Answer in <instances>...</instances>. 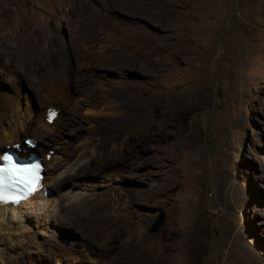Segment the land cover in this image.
I'll list each match as a JSON object with an SVG mask.
<instances>
[{
	"label": "rangeland",
	"instance_id": "374dc122",
	"mask_svg": "<svg viewBox=\"0 0 264 264\" xmlns=\"http://www.w3.org/2000/svg\"><path fill=\"white\" fill-rule=\"evenodd\" d=\"M4 1L76 58L27 68L0 27V111L23 128L53 106L60 135L17 140L60 164L54 215L0 234V264H264V0H85L97 22L109 8L100 31L51 20L55 0Z\"/></svg>",
	"mask_w": 264,
	"mask_h": 264
},
{
	"label": "bare ground",
	"instance_id": "6f19581e",
	"mask_svg": "<svg viewBox=\"0 0 264 264\" xmlns=\"http://www.w3.org/2000/svg\"><path fill=\"white\" fill-rule=\"evenodd\" d=\"M90 1L94 2L96 0H90ZM113 1H116V0H113ZM54 6L56 8V12L50 13L51 20L53 16H56V14L60 17L62 21H67V20L71 21V19L73 18L74 22L79 25V28L81 29V31L82 30L86 31L87 27L91 23L94 25H97L96 31H100L97 29H100V28L103 29V27L107 25L108 19L110 18L108 16L109 8H107V6L105 7L101 5L100 6L101 9L99 8L101 12V15L99 16L100 22L95 21V18H93L94 17L93 13L89 11L85 6V0H65V2H63L62 0H55ZM8 7H9V2L0 0V27L2 25L4 26L10 25L7 28L8 30L6 31H8L10 35H12L14 32V38L17 41L16 45H17V55L19 57L18 61L20 63L27 65L26 66L27 68H34V67L43 68L44 66H47L51 63L55 64L57 67H60L63 63L67 62V59L69 56L73 58L76 56L75 55L76 52L75 53L71 52V46L68 43H65L63 39L57 36V34L50 33L46 29H43V30L39 29V26L35 22L27 20L22 25H20V24L15 23L12 15H10V18L8 17L6 18L5 16L3 17V14L5 13V11L7 9L10 10V7L9 8ZM114 22H116V20H114ZM13 25H16V27L13 28ZM92 31H93V28H90V32ZM97 33L98 32H96V35ZM80 35L81 34H79V36ZM83 35L85 36V34ZM77 41H78V38H77ZM90 94L92 93L90 92ZM16 103H18L17 100L12 101L10 99V101L7 104L9 107L12 108L13 106H15ZM52 107H50L49 110H47L46 112L44 111L40 113L39 115H37V118L31 124H28L25 126L23 125V128H20L18 124L6 118L5 116L6 112L5 113L2 112L3 110L0 111V138H4L7 141V143H4V144L2 143L3 145H0V161H1V155L3 151L6 149L5 148L4 150H2V148L7 147L8 145H9L8 147H12L13 145L15 146V144H19V146L21 147V150L19 151L21 155H24L25 152L27 151L35 152L38 149L42 150V148H38L37 140L34 138H28L26 140L27 146H25L24 143H18V141H20L23 137H25L26 134L30 135L32 131H35L34 135H37L40 139H43V140L44 138H47V140L51 139V142L50 140H48V141H45V143L51 144V143L60 141L59 133L53 131V129L59 122L58 120L59 113L57 114L58 110H54L57 114L54 118H52L51 120L48 119V114L50 110L52 109ZM30 140H33L36 142L35 147L30 145L29 143ZM47 152H49V150ZM25 155H29V153ZM54 156H58V155H54ZM65 159L66 161L63 160L64 164L68 162L69 158L65 157ZM48 162H49L48 166L44 165L45 166L44 174L46 170H48V177L46 179V174L44 175L43 182L42 183L40 182L41 187H38V189H36L33 195L29 196L27 199L21 201L18 204L0 202V234L3 235L4 238L10 239L11 241H14V239L16 238L18 240V238L24 233L22 229L25 228V226L28 225L29 222L33 218L37 219V221L39 220L44 221L42 219L48 216L49 213H50L49 216H52V214L54 215V212H53L54 210L51 208V206L53 205V202H55L56 199L52 198L50 194L46 193L44 187L45 186L47 187L48 185H50L48 182H49V179H52V177L54 176V168L57 169L60 166V164L58 165L55 164L53 166L51 161H48ZM92 165H94V163ZM80 166L83 168L85 164L83 163ZM75 173L76 172H69L63 177L56 179L55 182H52V183L56 184L54 185L55 187L60 188L62 185H64L69 180V177ZM45 180H47L46 183H45ZM83 203L84 202L82 201H77L76 205L83 206ZM51 209H52V213L50 211ZM81 220L84 223H87L89 226H92V225L95 226L96 224L101 223V224H105L106 228H108V226L113 225V221L110 219L109 216L106 218H103L101 221H98L96 218H85Z\"/></svg>",
	"mask_w": 264,
	"mask_h": 264
},
{
	"label": "snow or ice",
	"instance_id": "6c2138e0",
	"mask_svg": "<svg viewBox=\"0 0 264 264\" xmlns=\"http://www.w3.org/2000/svg\"><path fill=\"white\" fill-rule=\"evenodd\" d=\"M56 116L54 110H50L48 119L51 120ZM4 160L11 161V157H3ZM38 166L34 168H18L14 164H9L7 167H0V201H7L9 199H17V197L9 196L6 194V186L11 183L22 184L27 191H34L35 184L38 177L35 173Z\"/></svg>",
	"mask_w": 264,
	"mask_h": 264
},
{
	"label": "water",
	"instance_id": "95a60500",
	"mask_svg": "<svg viewBox=\"0 0 264 264\" xmlns=\"http://www.w3.org/2000/svg\"><path fill=\"white\" fill-rule=\"evenodd\" d=\"M164 222H165V215H164V213H162L158 217V219L155 221L153 226H151L150 231L153 232V233L157 232L160 229V227L164 224Z\"/></svg>",
	"mask_w": 264,
	"mask_h": 264
},
{
	"label": "clouds",
	"instance_id": "9594fccd",
	"mask_svg": "<svg viewBox=\"0 0 264 264\" xmlns=\"http://www.w3.org/2000/svg\"><path fill=\"white\" fill-rule=\"evenodd\" d=\"M44 164V163H43ZM45 175V174H44ZM48 189V188H47ZM49 191V190H48Z\"/></svg>",
	"mask_w": 264,
	"mask_h": 264
},
{
	"label": "flooded vegetation",
	"instance_id": "af4514ba",
	"mask_svg": "<svg viewBox=\"0 0 264 264\" xmlns=\"http://www.w3.org/2000/svg\"><path fill=\"white\" fill-rule=\"evenodd\" d=\"M24 144H25V142H24Z\"/></svg>",
	"mask_w": 264,
	"mask_h": 264
}]
</instances>
